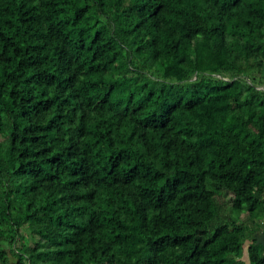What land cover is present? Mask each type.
<instances>
[{"label":"trees","instance_id":"obj_1","mask_svg":"<svg viewBox=\"0 0 264 264\" xmlns=\"http://www.w3.org/2000/svg\"><path fill=\"white\" fill-rule=\"evenodd\" d=\"M0 264H264V0H0Z\"/></svg>","mask_w":264,"mask_h":264},{"label":"rangeland","instance_id":"obj_2","mask_svg":"<svg viewBox=\"0 0 264 264\" xmlns=\"http://www.w3.org/2000/svg\"><path fill=\"white\" fill-rule=\"evenodd\" d=\"M241 220H243V218H241ZM261 238H259L258 240L260 241ZM244 260L247 262V257H246V253L244 254Z\"/></svg>","mask_w":264,"mask_h":264}]
</instances>
